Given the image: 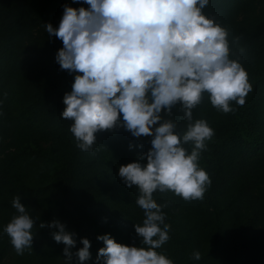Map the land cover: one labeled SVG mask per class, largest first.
<instances>
[{"label": "trees", "instance_id": "obj_1", "mask_svg": "<svg viewBox=\"0 0 264 264\" xmlns=\"http://www.w3.org/2000/svg\"><path fill=\"white\" fill-rule=\"evenodd\" d=\"M64 5L90 7L83 0H0V264H67L65 245L54 241L52 229L39 228L53 219L76 233L73 252L89 239L84 264H96L105 246L101 235L144 246L135 231L145 219L135 203L139 189L128 188L118 173L148 152L154 137L136 138L118 124L96 133L91 151L77 147L73 121L61 118L77 73L61 70L55 57L63 43L45 29L59 27ZM202 11L229 33L230 59L244 67L252 91L242 107L231 102L234 112L218 111L207 93L192 110V123L203 119L214 130L198 161L211 185L198 200L153 193L167 204L162 211L170 225V238L157 251L174 264H264V0H209ZM183 116L177 105L165 117L181 136L189 123ZM183 147L190 154L194 146ZM16 195L36 221L32 249L23 255L4 232L18 215Z\"/></svg>", "mask_w": 264, "mask_h": 264}, {"label": "clouds", "instance_id": "obj_2", "mask_svg": "<svg viewBox=\"0 0 264 264\" xmlns=\"http://www.w3.org/2000/svg\"><path fill=\"white\" fill-rule=\"evenodd\" d=\"M83 3L90 7L64 5L58 28L45 26L63 43L55 57L61 70L77 73L71 92L64 95L61 118L73 121L70 132L86 152L96 143V133L118 124L136 138L154 137L149 151L137 162L120 166L118 173L128 188L139 189L135 203L145 219L142 226L135 224V231L147 247L123 245L110 234L101 235L97 239L105 246L96 264H174L157 251L169 240L170 225L162 211L167 204H158L153 193L172 191L184 200L203 199L211 179L198 161L214 130L203 119L192 123V110L207 93L218 111L234 112L231 102L242 107L252 85L241 63L230 59L227 30L203 13L209 0ZM177 105L189 122L182 136L175 131L177 123L165 118ZM190 142L194 147L189 154L183 145ZM11 203L18 215L4 232L17 255H23L32 249L36 221L21 195ZM39 228L52 229L54 241L65 245L67 264H73V257L79 264L91 258L89 239L82 238L83 247L73 252L76 233L59 219L41 222ZM192 258L200 260L201 253L193 252Z\"/></svg>", "mask_w": 264, "mask_h": 264}]
</instances>
